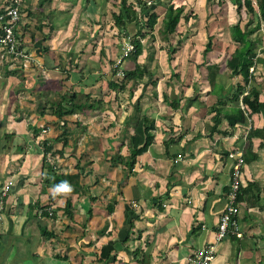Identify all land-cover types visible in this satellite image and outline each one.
<instances>
[{
	"label": "crops",
	"instance_id": "1",
	"mask_svg": "<svg viewBox=\"0 0 264 264\" xmlns=\"http://www.w3.org/2000/svg\"><path fill=\"white\" fill-rule=\"evenodd\" d=\"M39 1L19 5V47L29 59L10 62L0 51V192L12 182L1 202L0 264H188L209 245L216 250L211 264H264V137H248L264 134V109L233 127L222 116L213 128L217 95L207 66L219 68L216 90L243 83L227 68L236 48L229 29L227 37L214 36L224 27L205 29L202 20L195 50L169 54L144 27L141 53L116 66L139 31L129 24L125 37L113 27L120 0ZM10 2L0 0V12ZM164 5H149L159 27ZM184 21L175 34L192 27ZM136 65L141 79L109 86ZM253 77L244 94L256 87L264 102V68ZM72 94L83 108L58 118L57 105ZM138 123L152 141L129 167L120 157L130 155ZM233 151L244 160L242 237L216 243ZM50 171L79 180L61 191L46 181Z\"/></svg>",
	"mask_w": 264,
	"mask_h": 264
},
{
	"label": "trees",
	"instance_id": "2",
	"mask_svg": "<svg viewBox=\"0 0 264 264\" xmlns=\"http://www.w3.org/2000/svg\"><path fill=\"white\" fill-rule=\"evenodd\" d=\"M231 1L236 8L238 16L241 10L244 9L249 17L243 27L240 24L241 19L239 17L238 22L228 28L231 41L235 44L236 48L227 60V68L230 71L231 78H241L243 83L241 85L236 83L228 88L220 87L216 90L214 88L216 86V78L219 75V68L217 65L213 64L207 66V78L211 86L210 92L217 95V102L215 106L211 108V111L215 113L213 116V128L217 127L222 116L228 121L229 126L233 127L236 124L246 123L252 114H259L264 109V102L259 101V92L256 87H251L249 91L244 94V89L249 85L250 81L254 79V72H256L257 68L259 66L264 68V45H262V40L258 35L261 27H264V0H255V2L252 0ZM43 3L44 0H40L39 6H42ZM185 5V0H170L167 4L165 3V12L162 17L161 25L159 29H157L159 35L170 37L175 34L181 19L186 20L183 14ZM150 9V6H147L144 0H120L119 12L112 15L113 27L118 30L119 34H123L125 37L130 36V31L128 29L129 24L139 26V31L136 32L132 40L130 39L131 43L134 45V51L131 54L135 58L141 53L142 49L140 39L137 38V36L144 37L141 33L142 29L144 27L147 28L149 32H151V37L153 39L154 36H157L156 33L153 34V31L158 22V16ZM1 13H3V10L0 14ZM211 40L212 37H208L204 54L210 51ZM174 51V48L168 49L169 54L174 53ZM250 68H253V72H250ZM143 72L144 69L140 65H136L133 71L124 74L122 81L119 83L110 82L109 86L114 89L117 87L123 88L126 81L141 79ZM76 100L77 95L75 94L63 96L62 103H59L56 107V116L62 118L65 115L72 114L82 109V105H77L75 102ZM226 101H231L237 105L231 108H224ZM171 106L177 109V106H180L179 101H174L171 103ZM139 127L140 123L136 126V134L128 139L130 155L126 158L120 157L122 163L129 167H132L136 157L143 153L147 145L152 141L151 137L147 135V130L139 131L144 125L141 123V128L139 129ZM257 134L263 135L264 137L263 131L260 130L251 131L248 137L250 139ZM139 145H141L140 148H138ZM261 146L264 147V144ZM46 179L50 185H59L62 187L65 184L72 185L73 183H77L79 176L56 175L53 171H50ZM243 192L244 190H242L241 187L238 195V202L241 200V194H243ZM134 255L135 257L138 256L139 252H134Z\"/></svg>",
	"mask_w": 264,
	"mask_h": 264
},
{
	"label": "built area",
	"instance_id": "3",
	"mask_svg": "<svg viewBox=\"0 0 264 264\" xmlns=\"http://www.w3.org/2000/svg\"><path fill=\"white\" fill-rule=\"evenodd\" d=\"M154 1L155 0H147L146 5L149 6ZM19 5L20 0H11L10 4L3 10V13L0 14L1 58L10 62L29 59V56L20 50L19 47L18 25L21 20ZM122 51V57L119 61H117L116 66L121 63L123 57H127L134 51L133 43H131L130 40H126ZM250 72H253V68H250ZM117 75L122 76L123 73L118 71ZM228 157L232 160L230 182L226 196V206L220 215L217 225L216 243L221 242L229 236H234L236 238L242 237L238 222L240 212L238 195L241 188V171L244 165V160L242 155L236 151L230 152ZM11 185L12 182L9 181L1 188L0 210L2 199L7 195ZM215 253V246L209 245L205 250L195 252L192 256H190L188 264H211L215 258Z\"/></svg>",
	"mask_w": 264,
	"mask_h": 264
},
{
	"label": "rangeland",
	"instance_id": "4",
	"mask_svg": "<svg viewBox=\"0 0 264 264\" xmlns=\"http://www.w3.org/2000/svg\"><path fill=\"white\" fill-rule=\"evenodd\" d=\"M164 1L167 4L168 1L170 0H163V2ZM185 1H186V5L184 7L183 14L186 17V20L184 21V19H182L180 23H183L184 21L185 22L184 24H187L186 21L191 20L192 27L188 29L189 31L187 33H185L184 29H181L180 30L181 32L170 36L169 39L166 38V40H163L165 37L162 38V36L157 33V29H159V25L156 24L155 31L157 37L159 38L156 41V44H158L159 47L175 48L177 51H182L185 48L188 49V52L191 50H192L191 52H193V50H195V47H197V43H196L197 40H194V37L197 35V31L195 30L194 27L197 23L201 22L202 20H205L204 21L206 23L205 29H209L211 28L210 24L216 22L217 27L222 26L224 27V29L218 28L219 30H217L214 33V36L227 37L226 30L232 25L230 24V22L233 23L235 21L236 23L238 22L240 17L241 19L240 24L243 27V25L246 24L249 18L245 13L244 9L241 10L240 15L238 16L236 12V8L232 4L231 0H185ZM252 1L255 2V0ZM258 35L262 40V45H264L263 26L261 27ZM176 36H178V38ZM168 40H171V43ZM233 45L235 46V44ZM232 50L233 49H231V51Z\"/></svg>",
	"mask_w": 264,
	"mask_h": 264
},
{
	"label": "clouds",
	"instance_id": "5",
	"mask_svg": "<svg viewBox=\"0 0 264 264\" xmlns=\"http://www.w3.org/2000/svg\"><path fill=\"white\" fill-rule=\"evenodd\" d=\"M61 191H70V188L67 186V184L63 185L60 189Z\"/></svg>",
	"mask_w": 264,
	"mask_h": 264
}]
</instances>
